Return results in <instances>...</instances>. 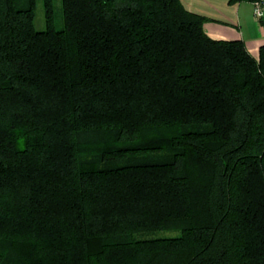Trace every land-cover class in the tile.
<instances>
[{
	"label": "trees",
	"instance_id": "obj_1",
	"mask_svg": "<svg viewBox=\"0 0 264 264\" xmlns=\"http://www.w3.org/2000/svg\"><path fill=\"white\" fill-rule=\"evenodd\" d=\"M42 2L38 30L0 0V264H264V44L180 0Z\"/></svg>",
	"mask_w": 264,
	"mask_h": 264
},
{
	"label": "crops",
	"instance_id": "obj_2",
	"mask_svg": "<svg viewBox=\"0 0 264 264\" xmlns=\"http://www.w3.org/2000/svg\"><path fill=\"white\" fill-rule=\"evenodd\" d=\"M183 6L206 17L203 28L208 36L220 40L241 39L254 57L264 44V25L252 12V2L233 4L229 0H180Z\"/></svg>",
	"mask_w": 264,
	"mask_h": 264
},
{
	"label": "rangeland",
	"instance_id": "obj_3",
	"mask_svg": "<svg viewBox=\"0 0 264 264\" xmlns=\"http://www.w3.org/2000/svg\"><path fill=\"white\" fill-rule=\"evenodd\" d=\"M25 0H21L23 4ZM44 7L42 0H35V28L38 30H43L46 27V20L44 17ZM52 12H53V25L56 29H60L63 26V18L61 12V0H52ZM177 232H167V231H157L149 234H145L142 237H163V236H173Z\"/></svg>",
	"mask_w": 264,
	"mask_h": 264
},
{
	"label": "built area",
	"instance_id": "obj_4",
	"mask_svg": "<svg viewBox=\"0 0 264 264\" xmlns=\"http://www.w3.org/2000/svg\"><path fill=\"white\" fill-rule=\"evenodd\" d=\"M253 16L256 20L264 17V0H256L252 3Z\"/></svg>",
	"mask_w": 264,
	"mask_h": 264
}]
</instances>
